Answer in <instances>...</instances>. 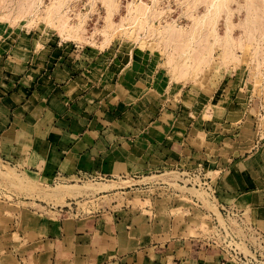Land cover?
Masks as SVG:
<instances>
[{"label":"crops","instance_id":"1","mask_svg":"<svg viewBox=\"0 0 264 264\" xmlns=\"http://www.w3.org/2000/svg\"><path fill=\"white\" fill-rule=\"evenodd\" d=\"M49 42L0 38L3 164L53 182L83 175L138 182L142 174L159 177L201 166L213 173L218 202L247 207L264 233V137L247 134L245 114L234 123L231 102L205 103L162 85L134 52L72 60L71 52ZM161 183L121 189L116 212L117 205L87 213L58 208L63 220L31 213L45 222L32 217L36 238L24 246L27 264H232L200 240L201 230L188 235V226L197 228L189 217L199 224L204 215L190 204L191 194H184L179 209L171 190L156 187ZM152 188L162 189L165 198L150 200ZM120 213L129 217L130 228ZM179 217L184 222L176 223Z\"/></svg>","mask_w":264,"mask_h":264},{"label":"rangeland","instance_id":"2","mask_svg":"<svg viewBox=\"0 0 264 264\" xmlns=\"http://www.w3.org/2000/svg\"><path fill=\"white\" fill-rule=\"evenodd\" d=\"M50 11L56 13L53 18ZM4 35L8 40L21 36L41 44L50 41L71 52L72 60L87 53L134 52L142 57V64L153 68L162 85H175L188 98L205 103L218 99L231 102L229 108L237 116L234 123L245 114L247 134L264 137V0H0V38ZM180 70L185 73L181 75ZM220 105L221 109L223 103ZM216 151L211 153L216 155ZM221 153L226 155L224 150ZM9 167L0 161V185L7 190V205L0 202V264H27L24 246L36 238L30 233L35 225L32 217L45 222V217L38 215L47 213L52 219L63 220L57 210L64 207L87 213L117 205L113 208L116 212L122 204L117 192L133 183H170L216 212L202 192L177 186L178 174L171 170L159 177L142 174L138 182H53ZM100 187L107 189L100 191ZM164 194L162 189L152 188L149 199L160 200ZM71 202L75 206H70ZM164 203L158 202L157 209L158 205L164 208ZM183 204L184 194H180L176 206L180 209ZM35 211L38 215L33 216ZM119 215L130 228L129 217ZM196 218L189 217L197 227L188 226L189 236L207 226L204 220L197 224ZM178 219L176 223L184 222Z\"/></svg>","mask_w":264,"mask_h":264},{"label":"built area","instance_id":"3","mask_svg":"<svg viewBox=\"0 0 264 264\" xmlns=\"http://www.w3.org/2000/svg\"><path fill=\"white\" fill-rule=\"evenodd\" d=\"M176 185L202 192L205 200L213 207V212L205 207L204 202L194 195H190L192 207L204 212L202 220L208 227L202 231L200 240L207 246L219 250L226 263L232 264H264V233L251 221L248 213L232 203H220L217 200L214 180L207 175L201 166L192 169H179ZM106 181L97 176H79L82 180ZM171 180V179H169ZM173 182V181H171ZM173 192L175 199L181 194L170 183H161ZM0 202L7 204V190L0 185ZM9 202V201H8ZM203 235V236H202Z\"/></svg>","mask_w":264,"mask_h":264},{"label":"bare ground","instance_id":"4","mask_svg":"<svg viewBox=\"0 0 264 264\" xmlns=\"http://www.w3.org/2000/svg\"><path fill=\"white\" fill-rule=\"evenodd\" d=\"M212 4H213V3H212ZM52 7H53V6H52ZM8 14H9V13H8ZM50 14H51V15H49V16H51V18H53V17L55 16L56 13H54L53 11H50ZM3 16H4V15H3ZM15 19H16V18H15ZM50 20H51V19L49 18V21H50ZM49 21H48V22H49ZM55 23H56V22H55ZM50 24H51V23H50ZM191 44H193V43H191ZM200 58H201V57H200ZM195 67H197V66H195ZM193 70H194V69H193ZM179 73H180L181 75H183V74L185 73V70H184V71L180 70ZM9 169H10V171H11L12 168L9 167ZM110 185H111V184H110ZM104 189H107V187H103V188L100 187V188H98V190H100V191H101V190H104ZM207 227H208V224H207V226H205V228H207ZM199 230H200V229H199ZM204 230H205V229H204ZM204 230L201 229V231H204ZM197 234H198V233H197Z\"/></svg>","mask_w":264,"mask_h":264}]
</instances>
